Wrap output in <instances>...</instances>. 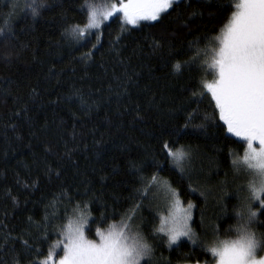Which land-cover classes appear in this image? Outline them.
<instances>
[{
  "label": "trees",
  "instance_id": "16d2710c",
  "mask_svg": "<svg viewBox=\"0 0 264 264\" xmlns=\"http://www.w3.org/2000/svg\"><path fill=\"white\" fill-rule=\"evenodd\" d=\"M14 1L0 0V27L15 33L7 45L0 33V264H34L49 251L55 262L85 203L89 238L128 214L154 248L151 264L213 263L204 245L235 235L244 191L233 161L245 144L202 88L215 79L204 50L234 0H178L135 27L114 17L99 40L83 43L65 31L86 22L91 0H36L46 6L37 18L26 10L31 0ZM165 144L189 153L183 175ZM153 176L194 204L196 243L169 247L157 234ZM253 230L264 234V225Z\"/></svg>",
  "mask_w": 264,
  "mask_h": 264
},
{
  "label": "snow or ice",
  "instance_id": "6c2138e0",
  "mask_svg": "<svg viewBox=\"0 0 264 264\" xmlns=\"http://www.w3.org/2000/svg\"><path fill=\"white\" fill-rule=\"evenodd\" d=\"M176 2L119 0V4L112 3L104 11L93 4H86L85 24L70 26L65 35L83 42L86 34L91 35L92 30L101 29L104 21L114 17L119 19L121 15L123 25L134 27L141 21H158ZM229 6H234L235 11L221 30V35L210 41V47L204 50L207 57L204 66L215 79L212 83H204L202 88L215 101L219 120L223 121L227 133L246 142L243 164L255 178L248 186V194L240 198L237 206L235 235L221 240L217 234L215 242L204 247L215 258L216 264H264V256L258 255L264 251V234L257 235L253 230L257 224L264 225V221L259 220L264 215V0H236ZM25 7L32 18H37L41 14L40 9L46 6L31 0ZM0 33L4 36V45L15 35L6 27H0ZM187 63L177 62L174 70L181 71ZM165 148L174 170L183 175L189 153L182 148L173 150L167 144ZM233 164L237 162L234 160ZM152 184L170 194L175 208L166 221L170 226L157 229V234L163 233L160 238L166 237L169 247L176 245L182 237L196 243L189 225L193 205L189 203L187 209H183L179 193L169 182L153 176ZM87 209V203L82 208L77 205V221L64 231L60 247L63 255L59 264H151L154 248L147 237L133 228V216L125 214L119 225H110L107 232L97 231L98 239L93 240L85 232L91 219ZM107 219V216L101 217L102 222ZM88 230L91 231L90 228ZM231 232L233 229H229ZM24 244L28 246L27 241ZM52 258L53 253L49 251L45 260L34 264H48Z\"/></svg>",
  "mask_w": 264,
  "mask_h": 264
},
{
  "label": "rangeland",
  "instance_id": "374dc122",
  "mask_svg": "<svg viewBox=\"0 0 264 264\" xmlns=\"http://www.w3.org/2000/svg\"><path fill=\"white\" fill-rule=\"evenodd\" d=\"M178 1V0H177ZM15 3H18V1L16 0V1H14ZM124 2H127V0H124ZM236 2V0H234V3ZM112 3H117V4H119V0H91V2H90V4H93V5H95L96 7H98V8H100L102 11H104V10H107L108 9V7L112 4ZM234 11H235V9H234ZM120 21H122L123 22V19H122V15L120 16ZM110 20V19H109ZM109 20L108 21H104L103 23H102V26H101V29H102V27L105 25V24H107L108 22H109ZM141 22H149V21H141ZM140 22V23H141ZM85 23H83V24H81V26H83ZM224 28V27H223ZM222 28V29H223ZM101 29H99V30H92V34L91 35H87L86 34V38H85V40L87 39V38H90V37H92V35H95L96 36V38L98 37V40L100 39V37H101ZM221 35V31L218 33V34H216L214 37H213V41L215 40V38H217V37H219ZM84 40V41H85ZM83 41V42H84ZM83 42H78V43H83ZM207 59V57L205 56V60ZM205 60H204V63H205ZM208 83H212V82H208ZM211 95V94H210ZM214 101V100H213ZM215 102V101H214ZM227 131V130H226ZM232 135V134H231ZM236 138H238V139H240L239 137H236ZM241 140V139H240ZM244 142V141H243ZM244 144H245V149H244V151H243V153H242V155L241 156H239V157H237L236 159H234L236 162H237V164L236 165H234L235 166V171H239V175H240V178H239V182H240V186H241V188L243 189V191H244V193H243V196H246L247 194H248V186H249V184H250V182H252L253 180H254V174L243 164V159H244V155H245V152L247 151V144H246V142H244ZM257 147H258V145H257ZM172 164H173V162H172ZM174 165V164H173ZM163 181H167V180H163ZM168 182V181H167ZM172 187V186H171ZM173 188V187H172ZM173 189H175V188H173ZM154 190H155V196H156V200L158 201V203H159V205H160V207L162 208V210L160 211V216H159V226H158V229L159 228H161V227H165V228H167V227H169L170 226V224L169 223H166V221H168L169 220V217H170V215H171V213L173 212V211H175V208L173 207V204H174V201L172 200V199H170V194L169 193H167V192H165L163 189H158L157 187H155L154 188ZM176 191H177V189H175ZM178 192V191H177ZM179 199H180V201H181V207L183 208V209H187V207H188V204L189 203H191L192 205H193V208H192V210H191V218H190V220H189V225H190V228H191V221H192V218H193V214H194V204L192 203V202H189V203H184L182 200H181V198H180V196H179ZM78 215H79V212L78 211H76L73 215H72V218L70 219V221H69V223L67 224V226L69 225V224H75L76 223V221H77V218H78ZM67 226H66V228H67ZM66 228H65V230H66ZM134 229H135V227H133ZM109 229V228H108ZM108 229H105V230H100V231H102V232H107L108 231ZM135 230H137V229H135ZM191 231H192V228H191ZM162 235H163V233H161ZM192 234H193V231H192ZM62 237H63V241H64V232H63V235H62ZM193 237H194V235H193ZM89 238V237H88ZM166 238V237H165ZM89 239H92V238H89ZM96 239H98V236H97V234H96ZM182 239H185V240H188L187 238H184V237H182L181 238V240ZM93 240H95V239H93ZM190 241V240H189ZM166 243H167V239H166ZM168 245V244H167ZM63 255V254H62ZM61 255V256H62ZM258 255L259 256H264V251H260V252H258ZM61 257H59L55 262H53L52 264H59V259H60ZM195 264H205V263H195ZM211 264H216V260H214V262L213 263H211Z\"/></svg>",
  "mask_w": 264,
  "mask_h": 264
}]
</instances>
